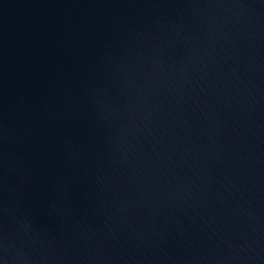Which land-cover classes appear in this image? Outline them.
Returning a JSON list of instances; mask_svg holds the SVG:
<instances>
[{"label":"water","instance_id":"1","mask_svg":"<svg viewBox=\"0 0 264 264\" xmlns=\"http://www.w3.org/2000/svg\"><path fill=\"white\" fill-rule=\"evenodd\" d=\"M0 264H264V0H0Z\"/></svg>","mask_w":264,"mask_h":264}]
</instances>
